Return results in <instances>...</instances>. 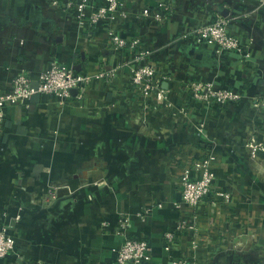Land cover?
<instances>
[{"label":"crops","instance_id":"crops-1","mask_svg":"<svg viewBox=\"0 0 264 264\" xmlns=\"http://www.w3.org/2000/svg\"><path fill=\"white\" fill-rule=\"evenodd\" d=\"M122 1L129 15L116 14L114 26L127 38L140 37L168 72L163 87L171 107L141 104L127 77L136 51L113 49L105 21L89 29L51 0H0V93L11 90L21 71L37 78L52 59L92 75L116 68L64 107L36 94L29 108L6 109L0 225L29 264H117L125 235L148 240L157 263L185 257L197 264H264V150L252 154L254 146L264 149V110L253 104L264 98V7L260 0ZM160 2L176 7L162 22L154 17ZM224 9L237 17L230 29L244 53L220 55L186 34L211 19L210 11ZM194 79L232 87L242 98L206 105L186 89ZM206 154L213 156L214 188L231 201L214 214L207 204L200 208L194 248L196 232L179 228L190 212L180 177ZM51 186L58 190L49 201ZM123 216L124 232L117 228ZM168 232L175 234L172 253ZM14 260L12 254L0 264Z\"/></svg>","mask_w":264,"mask_h":264},{"label":"built area","instance_id":"built-area-1","mask_svg":"<svg viewBox=\"0 0 264 264\" xmlns=\"http://www.w3.org/2000/svg\"><path fill=\"white\" fill-rule=\"evenodd\" d=\"M51 4L68 15L76 17L80 24L86 22L90 27L101 21L106 22V30L110 45L117 51H136L127 73L128 82L133 92L139 96L141 104L150 106H168L172 102L167 98L163 82L170 78L168 72L161 68V65L154 59L152 53L144 48L140 37L127 38L115 28L116 14L126 18L129 12L125 10L122 0H104L102 5H93L90 0H51ZM264 7V0H260V6ZM171 3L160 2L154 13L157 21L162 22L169 17V13L175 10ZM88 13V14H87ZM211 19L203 20L186 31L189 37H193L199 44L210 45L220 55L231 52H243L241 38L232 33L230 23L236 19V15L224 9L220 12L210 11ZM144 16H150L151 11L145 8ZM116 73V68L110 72L100 71L96 75L80 73L72 67L52 59L46 70H43L37 78H33L28 72L21 71L13 79L10 91L0 93V127L6 117V109L14 105L30 107L31 99L36 94H45L57 99L60 107L69 104L74 98L82 99L88 85L95 77L109 79ZM186 89L190 91L195 99L204 104L239 101L242 93L232 87H218L213 83L194 79L186 83ZM73 90H76V95ZM253 104L264 110V98L256 97ZM188 107H183V110ZM264 150L261 146H254L252 154ZM213 156L206 154L197 158L190 166L186 167L180 177L182 202L190 209L187 220L179 228L192 229L195 234L193 247L197 248L200 241L198 224V211L205 204L208 205L209 213L214 214L224 203L231 201L228 193L214 188L215 171L212 166ZM58 186L49 188L51 201L57 196ZM180 205H177L179 207ZM129 219L123 216L118 221V230L125 231ZM175 234L168 232L166 235L167 249L173 252ZM216 242V241H215ZM217 245V243H215ZM214 244V245H215ZM15 256L18 264H29L16 245L14 237L8 232L6 226L0 225V259L9 255ZM117 264H197L193 258H171L169 263H157L153 259L152 247L148 240L125 235V239L117 250Z\"/></svg>","mask_w":264,"mask_h":264},{"label":"water","instance_id":"water-1","mask_svg":"<svg viewBox=\"0 0 264 264\" xmlns=\"http://www.w3.org/2000/svg\"><path fill=\"white\" fill-rule=\"evenodd\" d=\"M73 92L75 93V92H76V90H73Z\"/></svg>","mask_w":264,"mask_h":264},{"label":"rangeland","instance_id":"rangeland-1","mask_svg":"<svg viewBox=\"0 0 264 264\" xmlns=\"http://www.w3.org/2000/svg\"><path fill=\"white\" fill-rule=\"evenodd\" d=\"M50 188H52V189H53V186H51Z\"/></svg>","mask_w":264,"mask_h":264}]
</instances>
